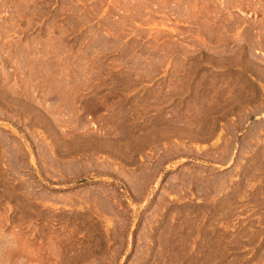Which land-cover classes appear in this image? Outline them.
Wrapping results in <instances>:
<instances>
[{"label": "rangeland", "instance_id": "1", "mask_svg": "<svg viewBox=\"0 0 264 264\" xmlns=\"http://www.w3.org/2000/svg\"><path fill=\"white\" fill-rule=\"evenodd\" d=\"M0 264H264V0H0Z\"/></svg>", "mask_w": 264, "mask_h": 264}]
</instances>
